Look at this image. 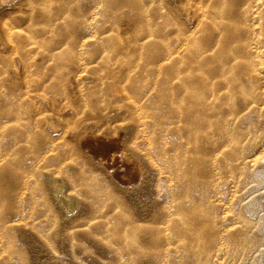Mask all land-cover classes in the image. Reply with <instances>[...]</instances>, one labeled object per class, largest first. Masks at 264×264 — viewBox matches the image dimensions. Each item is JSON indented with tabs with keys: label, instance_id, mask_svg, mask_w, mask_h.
<instances>
[{
	"label": "rangeland",
	"instance_id": "374dc122",
	"mask_svg": "<svg viewBox=\"0 0 264 264\" xmlns=\"http://www.w3.org/2000/svg\"><path fill=\"white\" fill-rule=\"evenodd\" d=\"M254 2L263 10L264 0ZM203 4L204 14L187 17L183 14L186 0H0V264H60L64 261L74 264H141L143 261V264H151L157 261L154 252L157 237L152 224L140 223L141 230L133 235L128 233L127 241L122 234L113 235L111 231L92 238L85 233L93 227L75 228L72 247L54 238L53 233L63 228L66 233L63 236L71 239L66 225L55 219L54 212L42 227L20 215L16 205L27 191H20L18 187L19 168L32 170L28 164L32 153L18 144L11 148V143L18 142L25 133L20 123L9 121V95L10 91L14 92V108L20 117L26 111L19 99L23 82L32 80L35 84L39 79L52 78V87L43 90V94L51 98L63 87L59 79L76 73L81 64L124 62H151V71L163 68L162 78L174 66L204 96L211 91L216 94L222 85L217 76L221 62L235 65L236 75L243 74V64L235 59L244 57L246 44L263 36L264 17L245 12L250 6L248 0H205ZM186 37L187 49L183 45ZM72 101L80 104L77 97H72ZM217 111L214 126L209 130L202 128V133L210 132L217 140L214 157L202 154L211 152L212 146L200 134L198 147L191 144L181 149L174 159L187 178L192 179L199 172L202 188L207 189L204 192L215 194L213 206L201 201V216L218 230L214 238L208 233L201 236L202 247L212 249L207 258H202V264H264V182L258 177L264 168V152L252 165L247 159L263 148L257 141L260 135L264 141V120L258 118V114L244 120L245 111L238 106L237 114L227 121L229 132L240 141L237 148H231L221 129L225 119L222 112L226 110ZM43 117V114L37 117V124L44 122ZM15 124L17 129L12 130ZM33 127V132L29 133L30 145L41 147L44 138L40 126ZM179 140V134L174 131L167 141ZM199 149L201 153L196 154ZM228 164L234 165L233 170H229ZM66 168L70 176L81 177L73 161L67 162ZM177 172L175 168L172 177ZM80 191L92 202L90 193L84 188ZM107 192L104 189L101 195L105 197ZM123 208L126 212H138L129 203H124ZM193 215L196 217L197 213ZM20 218L23 220L19 221ZM191 219L194 217L189 216L187 221ZM108 241H113L114 245ZM123 241L137 249L135 258H128L124 247L121 249L123 256L105 251ZM63 252L67 254L63 256ZM145 258L148 260H143ZM165 261L162 257V262ZM174 261L172 257L168 263Z\"/></svg>",
	"mask_w": 264,
	"mask_h": 264
},
{
	"label": "bare ground",
	"instance_id": "6f19581e",
	"mask_svg": "<svg viewBox=\"0 0 264 264\" xmlns=\"http://www.w3.org/2000/svg\"><path fill=\"white\" fill-rule=\"evenodd\" d=\"M204 1L186 0L183 14L187 17L204 14ZM254 1L257 0H248L250 6L245 12L264 17V8L262 10ZM262 33L261 37L256 35V41L245 45L244 57L235 59L238 64H243L242 75H236L235 65L221 62L217 76L222 85L216 94L211 91L204 96L174 66L162 78L163 68L151 71V62L81 64L76 73L59 79L63 87L51 98L43 94V90L52 87V78L39 79L35 84L32 80L23 82L19 99L26 111L20 117L14 108V92L10 91L9 121L20 123L25 133L18 142L11 143V148L18 144L32 153L28 163L32 170L19 168L18 187L20 191H27L16 205L20 215L42 227L54 212L55 219L66 225L71 239L64 237L63 228L53 233L54 238L60 244H71L72 247L76 239L75 228L93 227L85 233L87 237L96 238L97 234L111 231L113 235L122 234L127 241L128 233H138L142 228L140 223L145 222L154 225L152 230L157 237L154 244L157 261L151 264H169L172 257L175 261L171 264H202V258H207L212 249L202 247L201 236L208 233L214 238L218 230L201 216V201L213 206L215 194L204 192L207 189L202 188L199 172L200 175L196 173L194 178H187L182 166L174 159L181 149L191 144L198 147L200 134L212 146L211 152L202 154L214 157L217 140L210 132L202 133V128L209 130L214 126L217 109L226 110V113L222 112L225 119L221 129L231 148L240 145L227 126L230 117L237 114L238 106L245 111L244 120L253 114L264 120V31ZM187 44L186 37L183 44L186 49ZM72 97H77L80 104L76 105ZM175 109L179 111L176 113ZM41 114L44 122L40 125L37 117ZM34 125L40 126L44 138L41 147L30 145L29 136ZM16 127V124L12 125L11 129ZM174 131L180 140L168 142ZM262 136H258L257 141L262 150L247 157L251 165L262 158ZM195 153L199 154L201 150ZM69 161H73L76 173L81 175L79 179L68 174L66 165ZM228 166L233 170L234 165ZM175 168L178 172L172 177ZM258 177L264 182V168ZM80 188L90 193L92 202L84 198L86 195ZM104 189L108 191L105 197L101 195ZM124 203H129L138 212H126ZM196 213L195 217L193 214ZM130 215L134 216L131 218ZM189 216L194 219L187 221ZM108 242L113 244V241ZM122 247L128 252V258H135L137 249L125 241L105 251L123 256ZM162 257L166 258L165 262ZM60 264L74 263L64 261Z\"/></svg>",
	"mask_w": 264,
	"mask_h": 264
}]
</instances>
